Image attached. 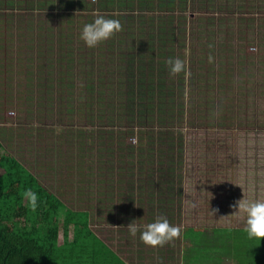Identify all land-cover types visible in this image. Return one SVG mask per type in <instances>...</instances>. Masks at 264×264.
I'll list each match as a JSON object with an SVG mask.
<instances>
[{
	"label": "rangeland",
	"instance_id": "rangeland-1",
	"mask_svg": "<svg viewBox=\"0 0 264 264\" xmlns=\"http://www.w3.org/2000/svg\"><path fill=\"white\" fill-rule=\"evenodd\" d=\"M86 1L92 11L100 9L97 0ZM134 1L132 10L115 0L114 18L122 19L125 28L90 49L79 37L93 12L66 16L65 0H15L10 7L0 0L3 153L58 195L72 180L71 168L83 163L89 180L104 176L102 192L113 193V200L115 190L128 192L131 177L117 183L107 176L114 178L118 168L129 165L137 179L133 190L159 203L146 209L153 219L142 216L139 223L159 214L181 229H202V240L217 248L232 242L233 262L264 264V240L236 248L233 234L219 232L245 229V214H233L236 201L264 200V0H189L187 13L161 11L175 16H166L179 34L172 45L167 39L173 34L165 40L159 22L145 20L151 15ZM41 40L55 45L56 54L47 62L56 61V69L43 62ZM61 44L69 53L65 66L72 65L66 77ZM168 57L186 61L187 78L184 72L169 73ZM140 79H152L155 102L153 118L143 121L148 87ZM168 119L175 128H166ZM168 136L175 144L171 161ZM141 164L150 168L143 170ZM74 187L67 188L71 193L63 201L80 210ZM172 195L176 200L165 203Z\"/></svg>",
	"mask_w": 264,
	"mask_h": 264
},
{
	"label": "trees",
	"instance_id": "trees-1",
	"mask_svg": "<svg viewBox=\"0 0 264 264\" xmlns=\"http://www.w3.org/2000/svg\"><path fill=\"white\" fill-rule=\"evenodd\" d=\"M122 8H132L135 9L134 0H118ZM141 7L145 8L146 14L151 16H144L145 20L153 22L155 19V23L159 22L160 30H162V35L166 40V36L168 33L173 34L172 37L167 39V44L172 45L173 39L178 40L179 34L176 31V28L171 25L170 21L166 16L175 18L172 13L175 12L176 9H183L184 13H187L189 8V0H138ZM5 2V1H4ZM15 0H8V6H13ZM66 7L64 8L63 13H66V16H71L77 13H83L86 17H88L89 12L99 11L108 12L111 14L110 18H114L116 10L115 0H97L94 2L96 7L100 9H89V2L86 0H65ZM56 9H54V12ZM130 10V11H132ZM159 10L160 14H153ZM126 11V10H124ZM161 11H169L167 13H162ZM198 12V11H196ZM131 17L132 14H130ZM130 18L129 15H125ZM62 18H67L63 17ZM123 17V16H121ZM88 19V18H87ZM171 19V18H170ZM90 20V19H88ZM173 21V19H171ZM122 28H125L124 21L121 19ZM132 23V21H130ZM178 24H183L178 21ZM145 23H141V27H144ZM186 30V28H184ZM67 32H65L64 37ZM63 37V38H64ZM153 38V36H152ZM44 40H48L47 37ZM65 42V41H64ZM42 44V40H41ZM40 44L39 54L43 57V62L46 64L49 55L53 56L56 54L54 52L55 45L50 41L47 44ZM123 48V43L121 44ZM61 51V63L64 66V77L70 76L71 66L64 64L67 61L68 54L67 48L61 44L59 47ZM52 60V58H51ZM50 62L48 63L49 68H54ZM46 69L48 68L45 66ZM68 68V70H67ZM100 80L104 83L105 76L101 73ZM148 77V76H147ZM99 80V81H100ZM141 82H146L148 91L145 95L147 98L144 104V112L140 115V120H148L153 118V109L155 107V102L152 96H150L149 85L152 82V79H140ZM92 84V83H90ZM104 89V87H102ZM107 89V88H106ZM103 93V92H102ZM149 93V94H148ZM102 96V95H101ZM103 102L96 101V105H101ZM144 115H146L144 117ZM101 118H104V113L101 114ZM168 126L166 128H175L171 122V119L167 120ZM140 127L143 128L144 126ZM168 129V130H171ZM172 132H168L171 134ZM169 142V151L167 152V158L169 161L172 156L174 157V140L172 137L168 136ZM142 146V145H141ZM152 152V149L149 150ZM133 154V153H132ZM143 157H146L144 155ZM142 157V158H143ZM151 155L148 157L149 160L152 161ZM123 159V158H122ZM89 163V162H88ZM124 167V166H123ZM148 169L149 166H144L141 164V169ZM0 169L3 171L0 174V264H81L85 263L89 258V252L91 247L96 244V237L93 232L89 228L88 217L86 213H82L79 210H71L69 209L58 196H56L49 187L45 186L41 180H39L38 176L34 175L29 168H26L23 163H21L14 156L3 153V145L0 142ZM72 169V180L65 183L64 187L60 188V194H66L65 190L67 188H73L75 186L78 189V193L83 188V184L85 182L86 172L88 173V164L86 167H83V163L77 164L76 167ZM120 175L113 176L118 178H130L129 179V187L133 190L132 186L136 183L133 175H130L129 165L125 168H118ZM145 169V170H146ZM172 176L175 171L171 167ZM126 173V174H125ZM122 174V175H121ZM110 177V176H107ZM140 179V177H138ZM147 178V182L148 183ZM131 180V181H130ZM137 180V179H136ZM148 186L151 187L149 183ZM152 188V187H151ZM175 188V182L173 183L172 189ZM27 190H31L37 193V201L36 206L33 207L32 202L28 197L25 196V192ZM171 195V194H168ZM175 195L168 197L165 203L172 202ZM71 227H73V239L70 240V232ZM61 229L63 232L64 243L59 245V235L61 233ZM216 231V230H215ZM230 232L234 235L233 239L235 240L236 248L240 244H243L244 241H250L244 229L231 231L229 229H220L219 232ZM188 237L200 238L203 235L202 229L198 228H190L187 233ZM192 233V234H191ZM100 246V245H99ZM88 252V253H87ZM87 253L84 257L81 258V254ZM238 255V254H235ZM78 259V260H77ZM78 261H80L78 263ZM239 264L237 262H234Z\"/></svg>",
	"mask_w": 264,
	"mask_h": 264
},
{
	"label": "crops",
	"instance_id": "crops-1",
	"mask_svg": "<svg viewBox=\"0 0 264 264\" xmlns=\"http://www.w3.org/2000/svg\"><path fill=\"white\" fill-rule=\"evenodd\" d=\"M88 176L84 177L85 182L82 183L83 188L80 192H72L80 197L79 211L87 214L89 228L96 237V244L90 250L88 249V260L81 264H216L218 260H222L220 264H236L233 262L232 242L226 247L217 248L204 242L201 237L190 238L188 230L196 228L192 226L183 227L179 237L162 247L146 246L140 240L139 233L133 237L126 227L131 221L137 220V218L141 219L142 216L153 219V214H148L146 209L150 210L149 205L152 207L159 205L155 196L138 194L128 186L126 194L121 193L124 190H115L113 200H111L110 196L113 193L102 192L104 176H97L94 180L92 177L89 180ZM107 180L119 183L120 178L108 177ZM126 180L124 179V181ZM65 192L67 193L63 195L54 194L63 201L71 193L66 190ZM104 193L106 194L104 195ZM92 198L95 199V203L89 202ZM63 203L73 211L78 210V208L72 207L74 202L71 203V207L66 202L63 201ZM157 217L160 215L157 214ZM149 222L152 220L145 219V222L140 224ZM62 230L59 235V245L64 243ZM72 231L73 227H71L70 240L73 239ZM227 247H230L229 250H224ZM253 248L255 249V246ZM87 253L81 254L80 260ZM254 255L257 258L260 254L256 251Z\"/></svg>",
	"mask_w": 264,
	"mask_h": 264
},
{
	"label": "clouds",
	"instance_id": "clouds-1",
	"mask_svg": "<svg viewBox=\"0 0 264 264\" xmlns=\"http://www.w3.org/2000/svg\"><path fill=\"white\" fill-rule=\"evenodd\" d=\"M92 15L94 19L83 24L79 37L90 49L108 41L116 33L122 31L123 27L119 19L106 17L99 11L93 12ZM166 64L171 75L181 72H184L186 78L189 75L185 60L178 57H168ZM25 196L30 199L33 207H35L38 198L37 193L27 190ZM232 207L235 209L233 214L242 212L246 216L244 231L247 238L257 241L260 245L261 241L264 240V200L247 201L243 198L236 201ZM140 220L131 221L126 228L133 237L139 233L140 240L146 246L162 247L181 234V228L172 225L165 216H160L146 224H140Z\"/></svg>",
	"mask_w": 264,
	"mask_h": 264
}]
</instances>
